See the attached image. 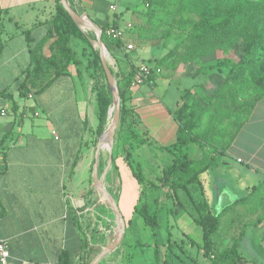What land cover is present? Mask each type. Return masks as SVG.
I'll return each instance as SVG.
<instances>
[{
  "label": "crops",
  "instance_id": "1",
  "mask_svg": "<svg viewBox=\"0 0 264 264\" xmlns=\"http://www.w3.org/2000/svg\"><path fill=\"white\" fill-rule=\"evenodd\" d=\"M103 1L72 0V7L97 27H103L110 24L98 17L99 10L105 9L100 7ZM54 8V0H0V240L7 242L13 262L61 264L64 255L67 264H85L92 253L82 250L86 235L80 220L87 208L80 209L84 204L81 183L91 165L98 126L91 70L82 69L83 63L76 55L82 64L69 62L56 75V68L44 61L54 54L52 38L38 52L43 60L31 77L28 94L21 98L19 89L24 73L33 67L30 50L47 35ZM160 8L150 17L144 12L140 21L120 27L116 4L112 22L121 32V46L107 47L116 57L113 60L120 76L141 65L160 70L149 83L130 85L126 97L137 116L136 131L155 146H164L168 137L170 146L176 141L177 131L172 114L181 101L179 97L174 110H170L163 99L155 98L157 77L198 78L202 73L205 82L207 76L213 78L215 69L208 68L213 64L212 55L187 63L169 61L167 55L177 50L182 35L167 33L168 23L172 19L178 23L196 18H184L185 12L179 11L170 19L164 7ZM25 32L31 39L29 44ZM127 45L133 49L126 50ZM137 49L143 59L133 63ZM187 90L197 95L192 88L183 89L181 94ZM241 123V128L234 131L228 143L215 149L213 156L221 154L226 159L223 166L235 168L247 178L252 174L264 178V99ZM203 152L202 156L206 154ZM200 180L204 186L202 176ZM213 188L214 208L220 206L218 200L223 194L235 198L227 205L230 209L240 208L244 198H236L222 180ZM117 257L111 252L98 264H118Z\"/></svg>",
  "mask_w": 264,
  "mask_h": 264
},
{
  "label": "rangeland",
  "instance_id": "2",
  "mask_svg": "<svg viewBox=\"0 0 264 264\" xmlns=\"http://www.w3.org/2000/svg\"><path fill=\"white\" fill-rule=\"evenodd\" d=\"M108 3L117 4L120 27H126L128 22L140 21L146 10L145 4L141 0H104L100 7L105 9L99 10L98 17L110 23L113 20V14L108 10ZM186 15L192 17L186 12L183 17L185 18ZM79 30L86 39L71 38L69 46L82 61L81 68L87 71V64L91 62L96 53L98 54V49L95 43V34L85 27ZM112 40L114 39L108 36L102 39L101 35V41L108 52L107 63L113 73H118L113 60L116 57L106 45ZM159 52L164 53L161 48ZM140 53L141 50L137 49L135 54L137 59L133 63L141 62L143 57ZM212 56L213 64L208 67L215 69L212 79L207 76L206 81L202 82V73H199L198 78L183 76L173 79L166 78L163 74L157 77L153 92L155 98L163 99V103L170 110H174L183 89L192 88L193 92L197 94L192 95L190 93L192 99L201 102L203 105L208 103V111L202 117L193 134L199 135L206 131L208 135L213 137V141L208 145L199 143L200 146L197 143H189L184 151L192 160L199 159L204 153L203 151L206 154H211L219 146L228 143L229 138L243 120V116L229 114L227 120L217 123L214 119L216 104L210 101L212 95L223 85L229 71L228 67L223 66V59L228 58L232 63H235L240 54L224 51L214 53ZM259 72L260 68L257 65L250 67L236 85L238 101L250 100L254 96L255 88L251 74H258ZM94 74L98 77L95 78L96 80L102 79L99 69H96ZM127 91L126 95L124 94L126 110L129 108L126 97ZM130 116L131 114L124 112L122 121L118 123L111 149L113 160L104 178V187L115 200L124 221L123 239L118 247L112 251V256H118V264H213V260L217 264H228L229 261H219L217 257L235 242H237L239 257L243 260L240 264H264V178L253 174L247 178L235 168L227 169L223 166L226 159L221 154H216L212 158L210 168L201 174L204 181V186L202 183L204 190L202 196L213 207L215 203L213 186L222 180L235 192L236 198L242 197L245 201L241 203L242 207L227 210L221 215L218 229L212 235L213 260L205 258L200 245L201 229L190 219L188 212L190 207L179 208L171 215L168 209L175 207L171 201L165 199L164 189L161 187L153 189L147 186L150 183L158 184L157 180L161 171L170 163L169 154L162 149L168 147L171 142L170 138L164 139V146H155L157 144L154 142L151 145L143 144L133 149V146H137V141L131 137L130 128L133 125ZM109 122L110 119L108 118L105 129ZM98 139L99 137H95V145ZM204 146L205 150H202ZM95 147L93 146L91 151V165L87 170L85 180L81 183V196L84 204L80 207L82 211L87 208V213L81 217L80 221L82 231L93 251L92 260L105 248L107 239L114 237L115 231L113 212L103 202L92 185L91 173ZM107 157V150L102 149L98 157L99 176L106 167ZM137 164L144 176L143 185L147 189L143 196L139 195L138 186L133 178ZM180 196L184 201V195L181 193ZM234 200L235 198L223 194L218 200L220 206L218 208L213 207V209L215 212L220 211L221 208L230 205ZM143 201L148 203L150 211L157 212L158 225L155 228L145 225L141 216L135 211L136 208L141 207Z\"/></svg>",
  "mask_w": 264,
  "mask_h": 264
},
{
  "label": "trees",
  "instance_id": "3",
  "mask_svg": "<svg viewBox=\"0 0 264 264\" xmlns=\"http://www.w3.org/2000/svg\"><path fill=\"white\" fill-rule=\"evenodd\" d=\"M72 7V0H67ZM146 7L145 14L152 16L156 9L164 7L165 14L173 18L179 11L187 12L189 15L195 16V21L182 20L175 23L172 19L168 23L167 33H177L182 35L181 42L177 46V50L170 53L168 59L172 63H187L198 61L205 56L218 52L231 51L240 54L235 63L230 59H223V66L229 68L227 77L217 91L212 95L210 101L216 104L214 119L217 123L227 120L229 114L243 116L247 119L254 105L264 99V1L254 2L252 0H141ZM55 10L50 21V27L45 38L36 44L30 50L33 60V67L24 73V78L20 82L19 89L21 98L25 97L29 92L31 77L37 72L38 63L42 57L38 56V52L43 44L49 39H54V54L49 59H44L46 63L56 68V75L62 73L64 66L69 62L77 66L81 62L77 59L73 50L70 48L71 38L86 37L80 32L76 24L71 20L59 0H54ZM161 9V8H160ZM1 14V9H0ZM101 29L102 39L107 38L106 30L117 28L116 22L113 21L106 26L99 27ZM27 43H31L28 32H25ZM103 41V40H102ZM108 44L116 47L121 46L120 39H114ZM254 65L260 68L258 74H251V80L255 88L254 96L250 100L238 101L236 94V85L242 77L248 72V69ZM87 67L91 70L93 79V90L96 94V102L98 107V126L96 129V137H99L104 131L107 124L108 109L111 106L112 97L106 83V78L100 63L99 55L96 53ZM96 69H99L102 79L96 80ZM111 73L116 79L119 98H120V115L119 121H122L124 112L131 114V137L137 141V146L150 143L147 142L137 131V116L132 108H128V112L124 106L126 90L130 86L133 70L124 76L118 73ZM154 76V75H153ZM151 76L148 80H152ZM125 94V95H124ZM181 105L173 112L172 116L177 124L176 141L168 147L162 148L171 157V163L163 168L158 178V184L150 183L149 188L157 189L159 187L166 190L165 199L173 203L175 208L168 209V212L174 214L175 211L190 207L189 217L193 223L201 229V250L205 258L213 260V241L212 235L217 231L221 215L229 210L231 206H225L220 211H214L212 206L202 196L203 186L200 180L202 173L210 168L213 153L204 154L199 159H189L184 148L189 143H197L208 145L213 141V137L208 132L201 134H193L204 114L208 111V103L192 99L189 90L183 91L180 96ZM237 120V119H235ZM242 123L237 126L240 129ZM209 131V130H208ZM234 133L231 135V138ZM200 143V144H199ZM113 160V157H112ZM137 170L133 173L135 183L138 186L140 196L145 194V185H143L144 176L140 170V166L136 165ZM184 195V201L180 194ZM245 200H241L244 202ZM135 211L141 216L143 223L155 228L158 225L157 212L150 211V207L146 201H143L140 208ZM171 214V215H172ZM83 252L92 253L86 238L83 236ZM237 242L229 249L221 252L217 259L219 261H229L228 264H240L243 262L237 252ZM92 258L85 262L89 264ZM61 264H67L65 256L60 259ZM213 264H217L213 260Z\"/></svg>",
  "mask_w": 264,
  "mask_h": 264
},
{
  "label": "water",
  "instance_id": "4",
  "mask_svg": "<svg viewBox=\"0 0 264 264\" xmlns=\"http://www.w3.org/2000/svg\"><path fill=\"white\" fill-rule=\"evenodd\" d=\"M60 5L63 7L65 12L71 18V20L76 24V26L81 29L82 27L87 28V30L92 31L95 34V43L98 49V55L100 59V63L106 78L107 86L110 90L112 97V106L108 109V117L110 122L106 129L101 133L99 139L97 141L95 147L94 161L92 164V173L91 180L92 185L98 195L101 197L103 202L108 205L114 215L115 219V231L114 237L112 239H107V243L105 248H103L99 254L91 261L90 264H98L101 259L110 254L113 250H115L120 244L121 240L124 236V221L122 215L117 207L115 200L112 196L107 192L104 187V178L110 168L112 161L111 149L114 143V136L116 132V128L119 123V115H120V98L119 91L115 77L110 71V67L107 63L108 52L101 41V29L93 24L84 14H78L74 9L71 8L67 0H59ZM102 149L107 150V164L104 168L102 174L99 176L98 174V157L100 151Z\"/></svg>",
  "mask_w": 264,
  "mask_h": 264
},
{
  "label": "built area",
  "instance_id": "5",
  "mask_svg": "<svg viewBox=\"0 0 264 264\" xmlns=\"http://www.w3.org/2000/svg\"><path fill=\"white\" fill-rule=\"evenodd\" d=\"M108 10L112 13L115 14L116 12V4H111L108 7ZM106 35L108 37H111L113 39H119L121 36V32H119L115 28H110L106 30ZM133 47L132 45H127L126 50H132ZM160 70L159 69H153L148 66L141 65L139 67H136L133 74L132 78L130 81L131 86H139L147 83V80L155 75L159 74ZM0 264H32L30 262H13L10 258V253H9V247L6 241L0 240Z\"/></svg>",
  "mask_w": 264,
  "mask_h": 264
}]
</instances>
